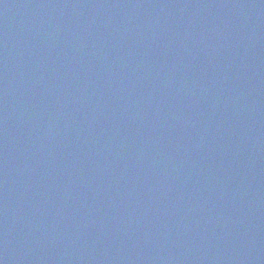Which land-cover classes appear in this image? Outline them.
<instances>
[{
    "label": "water",
    "instance_id": "obj_1",
    "mask_svg": "<svg viewBox=\"0 0 264 264\" xmlns=\"http://www.w3.org/2000/svg\"><path fill=\"white\" fill-rule=\"evenodd\" d=\"M0 264H264V0H0Z\"/></svg>",
    "mask_w": 264,
    "mask_h": 264
}]
</instances>
